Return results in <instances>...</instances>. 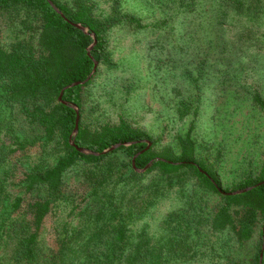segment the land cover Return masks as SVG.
I'll return each instance as SVG.
<instances>
[{"label":"rangeland","instance_id":"obj_1","mask_svg":"<svg viewBox=\"0 0 264 264\" xmlns=\"http://www.w3.org/2000/svg\"><path fill=\"white\" fill-rule=\"evenodd\" d=\"M217 2L90 0L93 14L110 26L109 65L97 64L93 81L84 88L80 123L93 129L122 117L151 135L157 150L175 145V136L192 128L198 154L213 166L222 188L231 190L245 176H256L264 161V114L251 103L255 94L264 100V17H225ZM127 17L139 19L142 27L124 22ZM39 27V19L27 10L2 12L0 45L9 50L20 40L36 46ZM181 100L190 107L182 120L176 113ZM65 152L60 136L46 141L18 106L0 104V191L11 201L23 199L15 212L21 220L28 219L27 203L46 195L43 190L26 192L25 176L51 168ZM124 159L116 153L67 171L64 189L54 197L40 229L42 249L55 247L64 226L106 228L116 223L114 213L98 218L97 208H90L94 219L88 220L85 212L89 195L101 197L107 189L103 175L115 177ZM170 180L171 185L164 180L144 190V199L157 194V204L131 215L134 209L127 200L140 183L133 189L117 184V199L125 198L114 217L128 216L123 219L129 241L157 244V264H254L258 229L244 244L235 242L229 231H211L209 218L222 203L220 197L192 182L178 185V177Z\"/></svg>","mask_w":264,"mask_h":264},{"label":"trees","instance_id":"obj_2","mask_svg":"<svg viewBox=\"0 0 264 264\" xmlns=\"http://www.w3.org/2000/svg\"><path fill=\"white\" fill-rule=\"evenodd\" d=\"M48 1L61 15L52 9ZM260 1L219 0L217 3L221 4V12L225 17L231 15L232 18L252 21L261 15L264 17V7ZM93 8L90 0H0V14L22 9L40 21L36 46L20 40L14 42L9 50L0 45V104L18 106L23 119L29 125L41 129L46 141L60 136L66 149L51 168L25 176L26 192L43 190L46 193L27 203V220H21L15 213L23 199L16 197L11 201L7 194L0 191V264H157V244L133 245L127 237L129 229L123 219L128 216L120 213L121 219L119 216L114 217L118 212V202L125 198V194H122L117 199V184L120 188L130 184L129 189H133L140 183V188L135 189L127 200L129 207L134 209L129 211L128 215H131L135 210L138 212L142 208L144 212L157 204V194L152 199H144L146 196L142 195L143 191L164 180L171 185L172 177H178V185L184 184L182 180L186 181L185 184L192 182L193 187H202L220 197L222 203L209 218L211 231H229L235 242L244 244L258 229L259 241L253 257L254 264H258L260 253L264 255V247L261 250L264 183L239 195L225 193L264 182V161L256 176L247 175L231 190H226L222 188L213 166L206 163L207 158L198 154L191 137L192 128L183 136L176 135L175 145H166L157 150L151 135L134 128L122 117L115 124H104L93 129L83 127L80 123L84 109L83 91L93 81L96 71L88 82L70 87L62 94V100L78 110V132L73 139L74 144L78 148L98 153L112 145H122L100 156L80 153L70 145L69 137L73 132L76 112L70 106L58 102L57 98L63 87L84 81L91 73L93 61L86 54L87 48L93 43L91 34L96 39L91 57L98 65H109L107 33L110 26L107 21L93 14ZM123 21L142 27L141 21L134 17L124 18ZM73 24L86 28L87 33ZM227 46L226 41L225 48ZM228 49L232 50L233 47ZM251 103L264 114V100L258 94L253 95ZM176 113L178 119L185 118L190 113L188 102L181 100ZM147 142L150 146L144 150ZM125 143L130 144L124 146ZM140 151L143 153L135 158L132 167L131 160ZM116 153L126 157L121 163L122 171L115 177L103 175L102 186L107 189L101 197L97 193L89 195L86 207L89 211L85 212L88 220L94 219L90 208H97L95 215L98 218L104 217L105 213H114L116 223L106 228H98L93 223L82 229L64 226L62 237L55 240V247L42 249L39 246L40 229L44 218L51 211L54 197L64 189L67 171L80 162L98 164ZM151 161L145 172L135 171L143 169ZM144 180L145 184L142 185ZM110 185L114 186L108 192Z\"/></svg>","mask_w":264,"mask_h":264},{"label":"water","instance_id":"obj_3","mask_svg":"<svg viewBox=\"0 0 264 264\" xmlns=\"http://www.w3.org/2000/svg\"><path fill=\"white\" fill-rule=\"evenodd\" d=\"M48 3H49V5L52 7V9H53L56 13H58V14L61 15V13L59 12V10L53 5L52 2L48 1ZM73 25H74V27H76L77 29L81 30L83 33H87V29H86V28H83V27H81V26L78 25V24H73ZM91 37L93 38V43L87 48V50H86V54H87V56L93 61V69H92L91 73L88 75V77H87L84 81L74 82V83H72V84H70V85H67V86L63 87V89L60 91L59 96H58V98H57L58 102H60L61 104L68 105L66 102H64V101L62 100V94H63L64 90H66V89H68V88H70V87H73V86H77V85H83V84H85L86 82L89 81V79L91 78V76H92V75L95 73V71H96V68H97V62H95V61L93 60V58L91 57V54H90V52H91V50H92V47H93V46L95 45V43H96V39H95V36H94L93 34H91ZM68 106H70V107L76 112V118H75V122H74V128H73V132H72L71 136L69 137V143H70L71 146L75 147V149H77L80 153L88 154V155H93V156H100V155H105V154H107V153H109V152H111V151H113V150L119 148V147L122 145V144H120V143L115 144V145H112L111 147H109L108 149L103 150V151L100 152V153H98V152H92V151H89V150L84 149V148H78V147H76L75 144H74L73 139H74L75 135H76L77 132H78V122H79L78 110H77V108H76L75 106H73V105H68ZM129 144H130V143H125V144H123V145H124V146H127V145H129ZM149 146H150V143L147 142V147H146L144 150H146ZM144 150H143V151H144ZM143 151H140L139 153H137L136 155H134V157H133L132 160H131V165H132V167H134V160H135V158H136L139 154L143 153ZM151 164H152V161L149 162V163H148L143 169H140V170H139V169H135V171L138 172V173H143V172H145V170H148V168H149V166H150ZM263 183H264V182H259V183H257V184L254 185V186L247 187V188H244V189H241V190H237V191L227 192V193H225V194H228V195H239V194H242V193L248 192V191L252 190L253 188H255V187H257V186H259V185H261V184H263ZM262 243H263V245H262V249H261V250H263V247H264V226L262 227ZM258 264H262V253H260V255H259V261H258Z\"/></svg>","mask_w":264,"mask_h":264}]
</instances>
